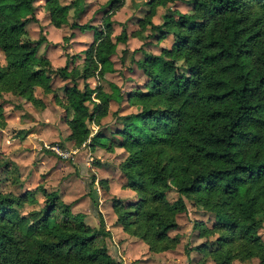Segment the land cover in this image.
Returning a JSON list of instances; mask_svg holds the SVG:
<instances>
[{
  "label": "trees",
  "instance_id": "trees-1",
  "mask_svg": "<svg viewBox=\"0 0 264 264\" xmlns=\"http://www.w3.org/2000/svg\"><path fill=\"white\" fill-rule=\"evenodd\" d=\"M34 1L0 0V94L42 110L44 103L35 98L34 88L51 93L53 77L68 80L59 104L69 116L68 139L77 148L89 140L91 125L98 126L107 115L110 101L121 100L114 84L108 83V94L102 85L92 89L86 81H102L114 72L110 58L115 43H125L127 35L123 27L114 43L112 17L125 0H110L97 26L70 24L93 31V41L80 65L71 66L67 59L57 69L38 57L46 39L28 35L27 26L38 23ZM85 2L69 4L75 20ZM156 2L165 10L159 25L151 22ZM177 2L188 3L192 14L172 10ZM146 5L148 11L131 35L141 37L143 47L149 38L160 42L168 35L174 44L160 55L142 53L139 66L147 80L127 94L128 103L140 110L114 114L121 125L118 146L126 153L118 166L125 179L122 187L136 195L126 204L112 200L115 225L144 243L149 253L173 251L180 237L169 234L177 230V216L187 211L188 200L215 218L211 227L194 224L198 237L205 239L196 249L205 259L213 264H264L259 234L264 227V0H149ZM45 6L52 27L69 25L67 6L58 0H45ZM3 104L0 129L6 125ZM102 138L100 133L91 137L89 147L105 145ZM0 169L8 173L11 185H21L20 169L1 153ZM171 180L176 183L174 201L167 199ZM88 181L97 228L41 185L17 196L0 191V264H123L108 253L105 240L111 234L98 210L95 178ZM26 205L34 207L14 218Z\"/></svg>",
  "mask_w": 264,
  "mask_h": 264
},
{
  "label": "crops",
  "instance_id": "crops-1",
  "mask_svg": "<svg viewBox=\"0 0 264 264\" xmlns=\"http://www.w3.org/2000/svg\"><path fill=\"white\" fill-rule=\"evenodd\" d=\"M85 1L86 4L83 6L84 7L83 12H81L79 17L76 20L74 19V21L79 25L87 24V22H89L90 19H92L93 21L92 18L93 13L96 11V9H100L99 21H97V25H99L102 16L101 10L108 5L110 0H85ZM159 6L161 5L159 4ZM125 9H126V4L124 2L123 8L112 17V20L115 22L113 37L116 35L118 36L120 34V33L118 34V29H117L118 27H120L121 30L124 27L123 23L126 20L122 22L121 17L125 14L124 13ZM129 16L133 18L134 17L133 12H129ZM153 17H154V11H153ZM153 17L151 19V22L154 25H159ZM66 18L68 20L67 15ZM142 18L143 17H141L140 15L136 16L137 20ZM156 19L158 18L156 17ZM71 23L69 22V24ZM88 24L92 26H97V25H93L90 22ZM51 27L52 26L49 27L48 29L49 31ZM73 29L78 30L77 33H74V44H77V47L79 49L81 48L80 51H74L76 55L71 54L70 57L63 54H57V50L59 48L49 52H47L46 48H44L45 49L44 52L46 51L45 55H41V56L39 55V57H44L48 59L53 69L64 67L66 65L67 59L70 61V64L73 63L74 60L77 59V54L78 56L79 55L81 56L79 60L81 62L83 60L82 53H84V51L92 43L93 31L91 30L81 31L78 28H73ZM58 31L61 32L62 29H58ZM133 31L136 32L137 29L132 30L127 35V39L125 43H118L115 46L116 47L115 54L110 58L113 64L112 68L114 72L106 73L103 76L102 81H99L97 77H93L86 81V83L92 89L94 88L93 83L96 85L98 84L103 85L102 83L105 82L108 88L107 89L104 87L103 88L104 91L108 94L111 92L108 83H112L120 89V98H121L119 102L110 101L108 113L105 117L100 119L98 126L95 124L91 125L90 138L100 133L103 135V138L100 139L101 143H104L105 140H108V144L104 143L105 145L103 146L97 143L94 144V146H92V150L94 152L101 153L99 154V156H97V159L100 160V163L98 161H95L94 163L91 164L89 163L81 164L82 166L81 170L85 172V168H86V170L89 171L91 176L79 177L75 174L72 175V173L75 172L74 169L71 167V165H68L67 163H63L62 161H60L62 159L56 157L52 152L44 148L45 144H50V145L58 144V145H62L63 148H71L74 145L73 142L69 141L68 139V136L70 135V130L66 124V121L68 119L66 112L59 104V102H62V98H63L62 88L65 85L69 84L68 80L63 81L57 77H53L51 81V90H52L51 93H45L43 89L40 87L34 88L35 98L42 100V102L44 103V108L42 110H38L34 108L30 103L26 102L22 98H18L19 100L14 102L15 105H8L7 108L3 107L4 122L6 125L4 128L0 129V153L5 157L9 158L19 167L21 173V185H19L18 187L21 188L22 193H30L34 191L36 187L39 186L40 184H44L43 188L47 192H56L59 198L65 204L71 205V211L73 214L76 213L83 215L84 221L89 222L90 223L89 225L91 227H96L95 225L98 223V219L95 217V215L91 210L90 198L87 194L88 193L87 184L89 182L88 180L90 179V177H94L95 178L94 189L98 196V210L101 213L104 222L107 224L106 230L110 231V233L115 232L118 235H121L122 239H128L130 237L126 235L119 226L117 225L113 226L115 224L116 217L112 209V204L111 206L109 204V199H111L110 197L114 196V198L116 199H121V200L126 199L128 201L127 203H130L136 200V195L134 192L123 188L122 187L123 185L118 189L114 188L115 185L113 184V182L115 181L114 178H112L113 177L112 175H115V173L116 174L120 173L118 169L119 163L112 166V164H110L111 163L110 156L114 157V155L118 153L119 150L121 151L120 152L121 154L123 153L122 154L124 157L122 159L123 161L126 157V153L123 151L122 148L118 146V140L120 139V137L116 135V132H118L121 129V125L115 122L113 118L115 113H117L119 116H124L128 114L137 113L139 112L140 108L137 106H131L128 103L127 94L132 90L129 89L130 88L129 86L128 89H126V85L124 87L123 79L121 77L115 78L114 75H116L115 74L116 70L120 69L121 65L115 64L114 59L116 58V53L118 52L117 49L119 46L120 47H123L124 45L129 46L130 51H133L135 49H139L143 45L144 40L141 37H133L131 35ZM147 32H148L147 34H149V31ZM169 38H172L170 45L173 46L174 40L172 35H168L164 40L160 41V43L166 41ZM148 41L149 40H146V42ZM164 49H169V48H164ZM81 51L83 52L80 53ZM118 61L120 60L118 59ZM139 62H140L139 59H136V63L134 64L136 68H138V70H140L138 65ZM141 77H145V75H143L142 73ZM82 87H83V81H79V89H82ZM5 95H9L10 98L7 97L5 98ZM54 95L57 96V99L53 98ZM3 99L8 101L6 104H10L9 99H12V95L4 94ZM12 110H15L13 114H11L10 112ZM124 111L125 113H123ZM10 114L11 117L9 118H14V114H17V117L14 118L13 122H11L8 119V116ZM23 114H25L28 117H24L21 121L20 117ZM11 130H15L18 132L12 133ZM89 149L91 150V147H89ZM107 166H111V167H107ZM114 166L116 167V170L113 168ZM60 179H62L61 182ZM100 181H105V183L101 184L99 183ZM30 184L33 186L31 187ZM53 185H55L54 186L55 188H53ZM76 200H78V202L75 203ZM93 219H96V221ZM95 222L96 224L94 225ZM167 252H171V251H167Z\"/></svg>",
  "mask_w": 264,
  "mask_h": 264
},
{
  "label": "rangeland",
  "instance_id": "rangeland-1",
  "mask_svg": "<svg viewBox=\"0 0 264 264\" xmlns=\"http://www.w3.org/2000/svg\"><path fill=\"white\" fill-rule=\"evenodd\" d=\"M61 5L63 6H67L66 9V15L68 16V21L71 23L74 21V13H73V9L72 7L69 5L71 3L72 0H58ZM149 0H125V4H126V9H125V14L121 17V21L125 22L123 23L124 27H125V31H126V35H128L132 30H138V26H137V19L136 16H141L144 17L145 13L148 11V7L146 5V2H148ZM187 1V0H185ZM103 4V3H102ZM34 6L36 8V17L38 18V23H32L29 24L27 26V32L28 35L31 39L33 40H37L39 37H44L46 40L45 42H42V44L40 45V51L38 53V57L39 55H45L46 51H52L54 49H58L57 50V54H63V55H67L71 57V54H75L74 51H80L81 48L79 49L77 47V44H74V33H77L78 30L73 29L70 24L66 27H63L62 31L59 32L58 29L51 27L50 31L48 30L49 27L51 26L49 24V19H48V14H47V10H46V6H45V0H35L34 1ZM172 10H177L182 14H192L191 12V6L188 5V3L186 2H182V3H176L174 6H171ZM99 10L100 9H96V11L93 13V22L92 19L89 20L90 23H92L93 25H97V21H99ZM102 11V10H101ZM100 11V13H101ZM153 11H154V19L156 20V22L158 24L161 23V15L165 12L164 8H162L161 6H159L158 2H156L153 6ZM129 12H133L134 17H130L129 16ZM73 15V16H72ZM158 19H156V17ZM129 16V17H127ZM95 17V18H94ZM78 21V20H77ZM87 22V23H89ZM148 27L145 26L143 35L145 36L148 32ZM118 29V34L121 32L120 27L117 28ZM134 32V31H133ZM148 35V34H147ZM146 35V36H147ZM117 36V35H116ZM113 37V40L115 39V37ZM146 40V39H145ZM148 41V45L146 46H142V50L138 51L137 49L130 51V47L124 45L123 47H118L117 49V53H116V58L115 60V64H120V69L116 70V75L115 78L117 77H121L123 79V85L125 87L126 85V89H131L132 91H134L135 89L138 88H142V84L147 80L146 77H141L142 76V70L139 66V69L136 68V66L134 65L136 63V59L142 60V53H151V54H156V55H160L164 50V48H171L172 46L171 44V40L172 38L167 39L166 41L163 42H157L155 39H147ZM115 43V40H114ZM118 44V42L115 43ZM161 44V46H160ZM87 47V46H86ZM44 48H46V51L44 52ZM116 48V47H115ZM83 49V48H82ZM85 50V49H84ZM72 51V52H70ZM83 51H81L80 53H82ZM83 54V53H82ZM72 55V56H73ZM76 55V54H75ZM84 57V54L83 56ZM81 58V56L77 54V59L74 60L73 63H71L70 65L73 66L75 64L80 65L81 62L79 61ZM118 59L120 61H118ZM0 62L1 64H4L3 61V56L0 53ZM176 64L180 65V61L179 60H175ZM138 63V62H137ZM139 65V64H138ZM144 75V74H143ZM104 88H108L106 83L103 82L102 83ZM93 86L95 87L96 84L93 83ZM129 86V87H128ZM131 91V92H132ZM128 92V91H126ZM4 94L0 95V102L1 101H6V103L8 102L7 100L3 99ZM10 98L9 95H5V98ZM9 103L10 104H3L4 108H7L8 105H15V101H18L19 99L15 98L12 96V99H9ZM127 106V105H126ZM129 108V107H127ZM134 108V107H132ZM15 110L10 111L11 114H13ZM125 113V111L123 112ZM11 114L8 116V119L13 122L14 118L17 117V114H14V118H9L11 117ZM24 117H28L25 114L21 115L20 120L22 121V119ZM69 116H67L68 118ZM114 120V118H113ZM16 122V121H15ZM12 133H16L18 131L15 130H11ZM106 144H108V140H105ZM72 149H74V145L73 147H71ZM121 151L118 150V153H116L114 155V157H111V163L112 166L116 165V164H120V162L122 161L123 157V153H120ZM99 153H96L92 150L88 148V149H82L79 150L73 157L72 160H60L63 163H67L68 165H71V167L74 169L75 173H72V175H77L79 177L83 176H91L89 171L86 170L85 168V172L83 170H81L82 166L81 164L84 163H94L95 161H98L100 163V160L97 159V156H99ZM52 155V154H51ZM55 157V156H54ZM109 159V157H108ZM59 160V159H58ZM101 165V164H99ZM107 167H111V166H107ZM19 168V167H18ZM116 170V167H113ZM112 168V169H113ZM120 172V171H119ZM120 174V175H119ZM115 173V175H112L114 178L113 184L115 185L114 188L118 189L119 187H121L124 183H125V179L124 176L121 173ZM25 180V179H24ZM62 181V179H60V182ZM24 182V181H23ZM30 183V182H29ZM42 187L44 186V184H40ZM170 185H171V191H169L167 193V199L169 201H174L177 198V194H176V183L174 180L170 181ZM15 185H11L10 183V179H9V175L7 172L3 171L2 169H0V191L4 192V193H11L15 196L19 195L20 193H22V190L20 187H14ZM30 186L32 187L33 185L30 184ZM55 185H53V188ZM51 187V185H50ZM61 191V189H60ZM112 196V195H110ZM111 199H109V204L111 206L112 204V200L114 199L113 197H110ZM37 199L40 201V203L42 202V198L39 195H37ZM121 200V199H120ZM135 200V199H134ZM121 201L124 202V204H126L128 201L126 199H122ZM78 202V200L75 201V203ZM186 202V206H187V211L184 214H179L177 216V223H178V228L176 231L170 232V236L173 237L175 235H178L180 237L179 240V244L177 245V247L175 248V250L171 251V252H165V253H159V254H152L149 253L147 246L142 243L140 240L130 237L128 239H122L121 235H118L117 233H110L111 234V238H107L105 240V244H106V248L108 250V253L114 257L117 258L118 260H121L123 262V264H211L212 262L210 261V259H205L204 255L199 253L196 249L197 247L203 243L205 241V239L203 238H199L198 237V230L194 229V224L195 222H201L202 224H204L205 226L211 227V225L215 222V218L212 214L207 213L205 211H203L202 209H200L198 206H196L195 204H193L192 202L185 200ZM34 206H29L26 205L22 210H20L16 216H14V218H16L17 216H21V215H25L26 213H28L29 211H31L33 209ZM76 214V213H75ZM96 221V219H93ZM86 224H90L89 222L85 221ZM96 224V222L94 223V225ZM97 228L98 227V223L95 225ZM106 229H107V224L105 223ZM115 226V224L113 225ZM110 232V231H109ZM259 234L262 238V240L264 241V227L263 229H261L259 231ZM191 256V257H190ZM213 264V263H212ZM235 264H240L238 262H236ZM247 264H256V261H252L250 263Z\"/></svg>",
  "mask_w": 264,
  "mask_h": 264
},
{
  "label": "built area",
  "instance_id": "built-area-1",
  "mask_svg": "<svg viewBox=\"0 0 264 264\" xmlns=\"http://www.w3.org/2000/svg\"><path fill=\"white\" fill-rule=\"evenodd\" d=\"M44 148L50 152H52L56 157L62 159V160H72L74 155L82 149H88L89 148V140L84 142L80 147L77 148H63L60 147L58 144H45Z\"/></svg>",
  "mask_w": 264,
  "mask_h": 264
}]
</instances>
